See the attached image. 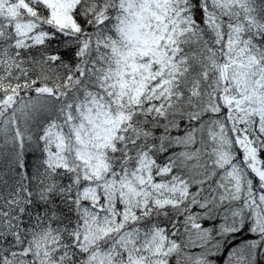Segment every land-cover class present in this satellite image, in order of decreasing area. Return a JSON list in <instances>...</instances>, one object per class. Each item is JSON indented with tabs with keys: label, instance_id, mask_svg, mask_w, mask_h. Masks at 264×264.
I'll return each mask as SVG.
<instances>
[{
	"label": "snow or ice",
	"instance_id": "snow-or-ice-1",
	"mask_svg": "<svg viewBox=\"0 0 264 264\" xmlns=\"http://www.w3.org/2000/svg\"><path fill=\"white\" fill-rule=\"evenodd\" d=\"M0 264H264V0H0Z\"/></svg>",
	"mask_w": 264,
	"mask_h": 264
}]
</instances>
